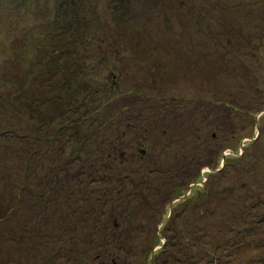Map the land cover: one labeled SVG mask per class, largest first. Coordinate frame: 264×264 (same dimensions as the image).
I'll return each instance as SVG.
<instances>
[{
	"label": "rangeland",
	"instance_id": "rangeland-1",
	"mask_svg": "<svg viewBox=\"0 0 264 264\" xmlns=\"http://www.w3.org/2000/svg\"><path fill=\"white\" fill-rule=\"evenodd\" d=\"M17 1L0 0V95L5 99L0 103V127L15 129L23 125L20 115L27 112L30 103L24 99L16 100L14 92L22 85L30 87L22 94L27 96L32 92L35 102L45 107L44 115H54L55 131L51 133L56 140L64 141L61 145L65 157L81 151L80 162L98 160L95 164L100 167L102 161H114L111 164L120 168L124 175L133 170L135 174L139 171L148 175L144 180L147 183L137 193L139 198H131L132 204L129 201L133 210H128L125 224L116 225L119 226L117 230L124 228L133 236L128 239V244L131 241L134 246L131 264H150L152 258L155 264H264V202L260 206H251L258 199L264 200V0L131 3L128 11L134 19L128 23L127 32L118 41L115 53L102 35L106 36V32L114 28V13L118 11L106 0H97L98 3H90L92 7L87 13V18L96 23V40L88 48L94 65L85 67L86 71L80 73L70 70L76 69L73 66L64 71L61 64L57 76L49 74L46 60L55 44L60 46L63 43L64 48L66 45L55 34L62 23L61 9L57 3H45L44 0L26 8L20 7L21 3ZM28 3L32 1L28 0ZM113 38H118L115 32L109 34L108 40ZM100 41L111 57L109 64L103 67L97 61L104 55L99 53L96 45ZM138 45L141 48L138 49ZM86 74L89 77L85 85L91 90L88 95H76L67 110L48 106L57 87L62 86V92L70 93L79 76ZM51 82H54L55 91L48 87ZM111 87L116 89L118 99L122 101L118 120L110 119L105 111L100 110L102 105L109 103V96L105 93ZM40 89H45L44 93ZM149 103L154 105L153 111L168 114V119L155 128L147 124L146 135L137 134L133 130L135 120L129 114L138 113ZM99 110L104 116L101 122L95 117L92 120ZM81 112V116L74 115ZM80 120H86L95 129L79 130ZM64 124L69 131L62 128ZM28 127H32L31 122ZM93 132L94 135L84 139L86 134ZM110 135L117 139L120 148L127 151L125 161L121 156L116 158L114 146L105 142ZM257 136H260L259 140L247 150L249 156L229 167V177L221 174L214 177L218 180L215 191L221 189L220 198H213L218 205L215 213L210 210L203 215L200 202L195 203L193 199L204 190L207 173L214 172L211 166H220V170L224 165L221 157H217L219 149L224 147V155L236 157L241 148ZM1 138L0 204L4 201L5 214L10 208L11 222L15 224L24 219L25 223H34L35 216L34 219H40V223L46 226L38 213L54 212L57 215L52 224L47 225L49 227L56 225V220L64 215L62 220L67 222H83L85 219L79 212L89 209L92 194L81 197L77 181L67 183V189L73 194L67 199H57L58 209H54L56 203L47 207L45 196L40 198L47 174L43 166H38L33 173L30 170L27 176L25 174V190L13 192V189L6 188L7 180L1 172L11 169L9 175L15 180L11 174L14 173L13 161L7 160L13 151L8 150L12 146L8 143V135L3 134ZM139 138L144 141L141 146L136 143ZM126 143L128 146L124 147ZM50 150L60 153L59 149ZM103 150L106 153L100 157L101 161L96 155ZM133 151L136 155L131 159L129 154ZM154 151L157 155L162 153L161 167L146 169L154 162ZM41 153L45 155L42 150ZM57 160L50 158L56 169L66 165L65 158ZM71 161L72 171L82 166L79 161ZM120 162H124L122 166ZM203 164L197 182L191 185L195 195L193 202H183L185 194L176 197L179 192L186 191L185 185L174 188L176 194L171 193L173 183H185L184 179L179 180L180 170L194 173ZM24 199L26 204L22 206ZM174 205L175 217L166 224ZM226 205L231 206L232 211L237 206H246L243 214L250 222L243 223L232 215L216 227L206 226V222L213 225V219L220 222ZM157 240L161 244L148 256V248ZM164 246L168 249L156 258L155 254ZM13 250L16 256L12 243L4 245L0 240V262L6 261ZM111 250L119 253L117 249ZM83 257L87 258L86 255ZM9 261L15 263V260Z\"/></svg>",
	"mask_w": 264,
	"mask_h": 264
},
{
	"label": "trees",
	"instance_id": "trees-1",
	"mask_svg": "<svg viewBox=\"0 0 264 264\" xmlns=\"http://www.w3.org/2000/svg\"><path fill=\"white\" fill-rule=\"evenodd\" d=\"M31 1L32 3H28V0H19L17 3H21L19 5L20 7L24 8L25 6L26 8V6H29V4L40 2V0ZM44 1L45 3H57L58 8L61 9L63 13L62 23L59 24L58 32L55 34L61 40L63 39L66 44L65 48L63 43L60 46L55 44L54 49L51 50V54L48 56L49 59L46 60V65L49 66V74H58V72H60L59 67L61 64L63 65L64 71H66V69L69 70L70 66H73L76 69L70 70L84 73L87 69H85V67L91 64L94 65V60L90 55L88 48L92 42L96 40V35L94 33L96 23L93 20L91 21L87 18V13L90 10V6L92 7V4L90 3H98V1ZM41 2L43 3V0H41ZM106 2L113 5L118 11L114 13V28H112V30H108V32H106V36L102 35L104 38L103 40L109 43V47L111 45L110 48L115 53L114 50L119 45L118 41L121 40L120 38H123L124 34L127 32L126 28H128V23L132 22L134 19L133 17L129 16L128 11L132 6L131 3H151L152 0H106ZM111 32H115L118 38L108 40V36ZM64 37L66 38L64 39ZM96 45L100 49L99 53L104 54L101 56V58L98 57L97 59L98 65L103 67L106 64H109L111 57L109 52L101 47V41ZM139 48H141V45H138V49ZM88 77V74L79 76L75 82L73 91L70 93L62 92L64 89L62 86L57 87L55 91V85H53L54 82H51L48 87L55 91V95L52 97V103H50L48 106L52 108L51 106L53 105L58 109L64 108L67 110L69 102L75 99L76 95L79 94L81 97L85 96L84 94L86 93L88 95L89 91H91L89 85H85V80L88 79ZM91 80H93V78H91ZM25 90H30V87L26 88L22 85L17 92H14V97L16 100L24 99L26 102L30 103L28 109H26L27 112H21L22 114L20 115L22 117L23 125L20 128L15 129H12L11 127L2 129L0 127V141H2V135L7 134L8 140H10L8 143L9 145H12L10 148H8V150H12L13 153L5 154H9L7 160L13 161L11 166L13 167L12 171H14V173L12 172L11 174L15 176V180H12L9 175V171L11 169L6 170L8 174L5 171H2L1 175L7 180L4 185L9 190L13 189V192L18 190L23 191L25 190V186H23V184L27 181L25 177L30 174V170H32L33 173L35 170H37L38 166L40 168L43 166L47 174L45 175L43 190H41L39 195L40 198H42V195L45 196L47 200V207H50L53 203H56L54 209H58L57 199H60L61 197L67 199L72 196V190L67 189V183L72 182V180L77 181V184L79 185L78 194L81 197L90 193L92 194V197L89 200V209L79 212L81 213V217L85 219L83 222H67L62 220L65 216L64 215L61 219L56 220V225L52 227L47 225L49 223L52 224V220L55 219L57 212H54L53 214L38 213L41 215V217H43L41 221L44 220V222L47 223L46 226H43L42 223H40V219H34L35 216L32 219V221H35L34 223H25L24 219L22 218L23 221L18 220L14 224L11 222L8 216L11 211L10 208L8 209L9 211L7 214H5V210H3L4 201H2V204H0V240L4 245L12 243V246L16 248L17 252L16 256H14L13 250V254L11 253L7 258H5L6 261L1 260L0 264H131L134 246L131 244V241L128 244V239H132L133 236L130 235V232L124 228L123 230H117L116 228L119 226L116 225H121L122 223L125 224L127 215L129 214L128 210L132 209L131 205L129 206V201H131L132 204L131 198L136 196L139 198L137 193L141 191L143 185L147 183L144 180L148 177V175L140 174L143 172L139 171H136L135 174V170L128 171V173L124 175L120 168L116 169L111 164V162L114 161H102V158L100 157L105 156V150H103L102 153L96 155V158L102 161V163H100L102 167H97V164H95V162L98 160H89L88 163V159H86L85 161L80 162L79 156L81 151H75L69 157H65L63 154L65 149L64 146L61 145L64 143V141L56 140L55 137L53 138L51 133V131H55L54 129L56 119L54 115H49V113L44 115L46 111L45 107L35 102L32 92L28 93L27 96L22 94ZM39 91L44 93L45 89H40ZM105 95L109 96V103L104 107L102 105L100 110L105 111L110 119L116 118V120H118V118H120L119 108L122 101L118 99L116 89H113V87L109 88ZM3 97V95H0V103H3L5 100ZM38 99L40 100L39 97ZM31 103H36V105L32 106ZM153 106L154 105H150L149 103L145 109L140 111L138 110V113L131 112L129 114L130 116L132 115V118L135 120L133 127L135 133L146 135L145 127H147V124L149 127L151 126L155 128L156 125H159L161 122L168 119V114L153 111ZM100 110L99 112H95L92 120L95 117L101 122L103 115L100 113ZM74 115L81 116L82 112ZM187 119V121L191 122L190 118L187 117ZM30 122L32 125L31 128L28 127ZM62 128L69 131L68 126L65 124ZM78 128L79 130L82 128L95 129V127L93 128V125L87 124L86 120H80ZM63 133L64 132L62 131V134ZM94 134V132L91 134H86L84 139ZM109 137V139H105V142L109 141V143L114 146L113 154L116 158L119 159L121 156L123 161H125L126 157L128 156L126 155L127 151L118 146L117 139H113L112 135ZM259 137L260 136H257L256 139L254 138L247 146L241 148V152H239L240 155L236 154V157H233V155H224L226 148H220L219 155L217 157H221L222 163L224 162V165H222L220 170V166L214 167L209 165L211 166V169L214 170V172L207 173V181L204 184L205 188L202 192L196 194L197 196L195 198V195H193V186L191 185H194L197 182L195 180L197 179L200 170L203 169L205 164L199 166V168H196L194 173H191L190 171H186L184 173L182 170H180V175L178 174L179 180L181 182V180L184 179L185 183H173L170 190L171 193L174 192L173 194H176L177 191H175L174 188L180 189V187L185 185L186 191L183 194L182 191L179 192L176 197H181L185 194V196L182 198L183 202L189 200L191 202L194 200L195 203L200 202L201 213L203 212V215H205L210 210L215 213V209L217 208L218 204L216 205L217 202L214 203L213 198L217 199V196L220 198L221 189L219 188L217 192L215 191V183H218V180H214V177L219 174L229 177L227 174L229 167L232 165H237L239 161H244L246 157L249 156L250 151L247 150L259 140ZM143 142L144 141L140 138L136 141L139 146H141ZM126 146H128L127 143L124 147ZM50 149H59L58 151L60 153H56ZM41 150L45 153L44 156H42L43 154L41 153ZM159 152L162 151L159 150ZM215 153L217 154V151ZM134 155H136V153L133 151L131 154H129V157L133 159ZM45 156H49L53 160H56V162L58 161L57 159L65 158L67 162L69 160V163L67 165L66 162V165L56 169L55 165L51 163L50 158H46ZM90 156L92 157V154H90ZM111 156L113 157L112 154ZM152 156L154 162L145 168H149L151 170L159 169L162 164V153L157 155L154 151ZM0 160L2 159L0 158ZM71 160H76L82 163L80 169L78 168L77 170L72 171ZM235 161L237 162L236 164H234ZM120 163L122 166L124 162ZM101 183L103 184L102 187L99 186ZM197 190L200 189L197 188ZM189 191H191V193L187 196L186 193H189ZM64 192L70 195L66 196ZM263 202V199H258V201H255V205L251 204V206H260L263 204ZM25 204L26 202L24 199L21 205L24 206ZM213 205L214 208L212 207ZM245 209L246 206L243 205L237 206L236 210L232 211L233 209L231 206L226 205L225 212L223 214L221 213L220 222L217 223V219H213L212 225L205 221L206 226L216 227L222 223H225L226 218H230L232 215L234 217H239L243 223H248L250 222L249 218H245L243 214ZM175 210L176 207L174 205L171 208V214L169 213L170 217L167 218L166 224L171 222L175 217ZM189 219L191 221V218ZM86 223L88 224L86 225ZM2 228L6 231H2ZM204 230L206 229L204 228ZM121 242H123V244ZM160 244L161 241L157 240L153 246H150L147 250L148 256H151L154 248ZM202 245L206 246L207 244ZM111 249H117L119 250V253H113ZM167 249L168 247L164 246L161 252L155 254V257L157 258V256L165 252ZM83 255H86L87 258L85 259ZM9 260H15V263H12ZM150 264H155V259L153 260L152 258Z\"/></svg>",
	"mask_w": 264,
	"mask_h": 264
}]
</instances>
